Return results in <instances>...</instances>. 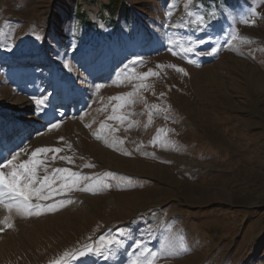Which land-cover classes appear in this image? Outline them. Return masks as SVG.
Masks as SVG:
<instances>
[{"label":"rangeland","instance_id":"1","mask_svg":"<svg viewBox=\"0 0 264 264\" xmlns=\"http://www.w3.org/2000/svg\"><path fill=\"white\" fill-rule=\"evenodd\" d=\"M115 1L0 0V161L62 148L57 157L73 162L48 153V174L67 167L112 185L33 200L57 204L41 215L0 205V221L12 223H0V264H50L66 251L67 264H129L141 238L151 249H169L156 264H264V0H231L222 11L205 0H119V10L130 7L134 38L121 17L106 26ZM75 10L97 24L88 26L92 35L76 37ZM188 12L203 15L209 27L190 31ZM231 34L237 39L229 46ZM209 36L211 43H199ZM216 37L220 47L210 55ZM193 42L194 53L179 52ZM136 57L142 63L131 64ZM149 70L158 75L133 78ZM141 83L146 87L137 91ZM134 91L135 102L122 108L110 99ZM42 96L48 102L37 112ZM54 122L59 127L50 130ZM161 128L174 142L167 148L152 143L165 138ZM105 151L119 160L110 163ZM120 228L125 242L110 253L78 254Z\"/></svg>","mask_w":264,"mask_h":264},{"label":"snow or ice","instance_id":"2","mask_svg":"<svg viewBox=\"0 0 264 264\" xmlns=\"http://www.w3.org/2000/svg\"><path fill=\"white\" fill-rule=\"evenodd\" d=\"M185 8H188V5L185 4ZM171 15V13H169ZM187 15L191 18V23L195 24L198 30H206L209 27L208 22L206 21L203 15L188 12ZM243 23H249L248 20H243ZM216 44L213 45L208 54H216L219 50V37H216ZM237 39L235 34H231L226 43L229 46H232V42ZM213 38L211 36L208 37L207 40H200L199 43H211ZM173 45H176V41H171ZM179 52L183 53L185 56H188L191 53L195 52V43H190L188 46H184L180 44ZM190 63H193L191 59H189ZM137 63H142V58L136 57L131 64L135 65ZM129 67L125 65V68ZM158 68L164 67L161 65L157 66ZM170 67L175 68L177 71L184 73L187 75L186 70L183 67H179L176 65H170ZM158 73L149 70L147 73L135 75L133 78L137 80H144L149 76H157ZM97 88L103 87V85H97ZM146 87L145 84L141 83L137 86V91L140 88ZM136 92H130L123 96L113 97L110 99H115L121 101L118 104L117 108H122L126 104L134 103L133 100ZM164 94L161 93V96ZM48 102L47 97L42 96L41 98L35 99L34 103L36 105L37 112H42ZM156 110L167 113L170 109V106L167 108L161 107L158 105L152 106ZM115 111V109H114ZM169 117L165 115V119ZM110 119H119L123 121L126 119L124 116H113ZM152 120L151 112H149V122ZM60 122H54L50 126L51 129H56L59 127ZM101 127H104L101 125ZM174 131V130H169ZM159 133H164L165 138L161 139L159 134L152 143L160 142V146L167 148L174 144L167 139V133L165 129L161 128ZM97 138H101L97 136ZM61 140L64 138L61 137ZM108 143V141H105ZM122 144L123 141H114L110 144V147H116V144ZM70 148L71 145L69 144ZM23 151V150H21ZM63 151L62 148H53V147H38L35 148L31 152V158L28 160L21 161L17 163L20 152H16L15 154L10 155V158H5L3 161H0V205L11 213L13 209H15L17 214H26V215H41V211L39 209L46 208L48 211L56 210L57 204H45L41 205L40 203H33L35 201H43L50 200L54 195H63L66 193H70L72 191H87V192H95L96 190H102L104 188H110L112 185L107 183L104 179L95 177V176H85L73 171L71 168H57L54 169L52 174H48V168L46 164V160L48 159L47 154L52 153L53 155L50 157L51 160H56L57 158L60 160L67 161L68 163H72V158L69 156H59L56 154L61 153ZM126 155H130V153L125 152ZM44 157V158H42ZM87 167H93V165H86ZM43 170L45 173L41 176L39 173ZM107 176L115 177L114 173H107ZM84 185V186H81ZM6 198V199H5ZM61 206L67 203H71L70 200H61L58 202ZM6 227L11 228L12 223L10 222V218L5 216L3 221H0ZM4 231L3 227H0V232ZM127 234L123 228H120L116 231L115 235L109 233L108 236L100 237L99 245L91 244L84 245L81 249L77 250L80 256L86 255L88 253H95L98 255H103L105 251L109 253L113 250L114 247L121 246L126 239ZM133 246L135 251L133 252V258L130 260L129 264H156L157 259L161 255H165L168 253L169 249L165 248L163 252L151 249L147 246L146 242L141 238L139 240H134ZM181 250H187L186 247L181 242L180 244ZM72 256L71 253L65 252L63 256L55 261L50 262V264H67V259H70Z\"/></svg>","mask_w":264,"mask_h":264},{"label":"trees","instance_id":"3","mask_svg":"<svg viewBox=\"0 0 264 264\" xmlns=\"http://www.w3.org/2000/svg\"><path fill=\"white\" fill-rule=\"evenodd\" d=\"M115 1V0H113ZM119 0H116V3H108V9L107 12L109 13V15L105 18L107 19V24L106 26H114L115 21L121 17L123 18L124 22L127 23L128 27H131V10L130 7L128 5V3H126L125 5L121 6V9L119 10L118 6L119 4L117 3ZM229 1L231 0H205V3L208 7H219V6H224V4L229 3ZM234 2H238L237 0H235ZM120 11V14H118L117 12ZM75 16L80 20V29L78 32H76V37H78L80 35V32H85L88 35H92L94 32L90 31L88 29V26L91 24L93 25L92 29L95 28L97 26V24L91 20L90 18L87 17L86 12L83 11H79V10H75L74 11ZM146 21H150L149 18H147ZM190 26V31L191 29H193L194 24L193 23H189ZM130 31H133V27L130 28ZM115 31V30H114ZM140 32V31H139ZM137 31V33H139ZM135 32H133L132 37L135 36ZM134 43H131L129 45H133ZM83 260V259H82ZM84 261V260H83Z\"/></svg>","mask_w":264,"mask_h":264},{"label":"bare ground","instance_id":"4","mask_svg":"<svg viewBox=\"0 0 264 264\" xmlns=\"http://www.w3.org/2000/svg\"><path fill=\"white\" fill-rule=\"evenodd\" d=\"M62 83H60V85H61ZM21 101L24 103L23 105V107H27L26 106V103H25V101H23V99H21ZM62 101H65V99L64 100H62ZM59 102V101H58ZM61 102V101H60ZM28 118H30V117H27L26 119H28ZM20 122V121H19ZM110 154V156L112 155L110 152H108V151H105L103 154ZM105 156V155H104ZM102 157H103V155H102ZM110 158H113L112 160H110V163H114L115 161H118L119 160V157H113V156H111ZM0 215H1V207H0Z\"/></svg>","mask_w":264,"mask_h":264}]
</instances>
